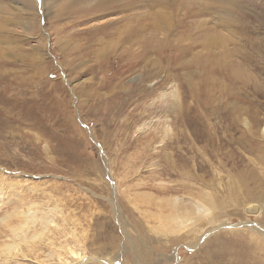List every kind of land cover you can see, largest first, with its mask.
Segmentation results:
<instances>
[{
	"label": "rangeland",
	"instance_id": "1",
	"mask_svg": "<svg viewBox=\"0 0 264 264\" xmlns=\"http://www.w3.org/2000/svg\"><path fill=\"white\" fill-rule=\"evenodd\" d=\"M71 1L0 0V264H264V0Z\"/></svg>",
	"mask_w": 264,
	"mask_h": 264
},
{
	"label": "bare ground",
	"instance_id": "2",
	"mask_svg": "<svg viewBox=\"0 0 264 264\" xmlns=\"http://www.w3.org/2000/svg\"><path fill=\"white\" fill-rule=\"evenodd\" d=\"M100 3H101V1H99ZM74 4H77V0H72L71 1V6H74ZM57 12V11H56ZM61 16V15H60ZM57 17H59V14L57 15ZM100 42V41H99ZM85 44V43H84ZM91 45H92V43L91 42H89L88 44H85V45H83V46H85V47H81L80 49H78V50H76V49H74L73 50V52H72V54H79V55H81V56H85V55H87V54H93V48L91 47ZM100 48L102 49V45H101V43H100ZM90 56V55H89ZM196 210L197 211H200L201 210V207L200 206H197L196 205Z\"/></svg>",
	"mask_w": 264,
	"mask_h": 264
},
{
	"label": "water",
	"instance_id": "3",
	"mask_svg": "<svg viewBox=\"0 0 264 264\" xmlns=\"http://www.w3.org/2000/svg\"><path fill=\"white\" fill-rule=\"evenodd\" d=\"M245 210L246 212L252 213L256 211V208L253 205H248Z\"/></svg>",
	"mask_w": 264,
	"mask_h": 264
}]
</instances>
